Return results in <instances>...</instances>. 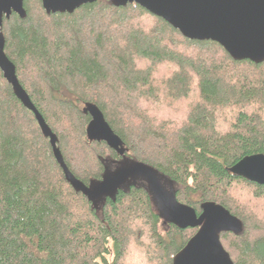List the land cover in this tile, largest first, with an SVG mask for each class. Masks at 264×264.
<instances>
[{
	"label": "trees",
	"instance_id": "1",
	"mask_svg": "<svg viewBox=\"0 0 264 264\" xmlns=\"http://www.w3.org/2000/svg\"><path fill=\"white\" fill-rule=\"evenodd\" d=\"M25 9L4 19L6 53L71 173L90 185L117 161L147 165L199 214L215 202L238 217L243 230L221 234L225 249L235 264H264V186L229 171L264 154V63L190 40L136 4ZM87 105L125 142L124 157L89 139ZM197 232L161 217L145 182L98 200L74 189L0 70V264H173Z\"/></svg>",
	"mask_w": 264,
	"mask_h": 264
},
{
	"label": "water",
	"instance_id": "2",
	"mask_svg": "<svg viewBox=\"0 0 264 264\" xmlns=\"http://www.w3.org/2000/svg\"><path fill=\"white\" fill-rule=\"evenodd\" d=\"M27 0H0V70L13 87L22 104L32 111L45 137L50 139L55 158L62 167L68 182L77 191L93 200L114 196L120 188L145 179L149 184L158 213L167 222L180 229L194 228L198 232L175 257L173 264H235L225 249L221 234H239L242 221L224 206L215 202L202 205L199 214L195 208L180 202L163 184L161 176L151 167L124 162L114 171H107L102 180L86 185L71 173L58 148V137L32 102L21 85L17 67L6 53L3 34L4 18L15 13L25 18ZM47 14H73L97 0H40ZM116 7L136 4L162 18L182 35L195 41H212L222 46L236 61L264 63V0H111ZM85 113L91 118L87 134L91 141L104 142L120 157L127 153L125 142L114 132L102 111L87 105ZM229 171L246 180L264 186V154L245 157Z\"/></svg>",
	"mask_w": 264,
	"mask_h": 264
},
{
	"label": "rangeland",
	"instance_id": "3",
	"mask_svg": "<svg viewBox=\"0 0 264 264\" xmlns=\"http://www.w3.org/2000/svg\"><path fill=\"white\" fill-rule=\"evenodd\" d=\"M166 71H167V69H166ZM124 162H126V161H125V160H124V161H117V162L114 164V166H115L114 170H116L117 168H119V167L122 165V163H124ZM109 164H110V163H109ZM114 170H111V171H114ZM165 187H166L168 190H171V189H169L168 186H165ZM170 192H172V191H170ZM172 193H173V192H172ZM154 206H155L156 211L159 212L155 202H154Z\"/></svg>",
	"mask_w": 264,
	"mask_h": 264
},
{
	"label": "flooded vegetation",
	"instance_id": "4",
	"mask_svg": "<svg viewBox=\"0 0 264 264\" xmlns=\"http://www.w3.org/2000/svg\"><path fill=\"white\" fill-rule=\"evenodd\" d=\"M26 12H27V11H26ZM13 15H17V14L13 13L12 16H13ZM12 16H11V18H12ZM17 16H19V15H17ZM19 17H20V16H19ZM4 19H5V18H4ZM6 45H7V44H6ZM120 167H121V166H120ZM136 181H137V180H136ZM138 181L145 182V183L148 185V188H149V184H148V182H147L145 179L142 178V179H140V180H138ZM138 181H137V182H138Z\"/></svg>",
	"mask_w": 264,
	"mask_h": 264
}]
</instances>
